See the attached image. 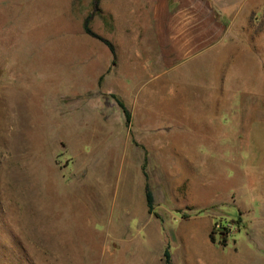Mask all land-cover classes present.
Segmentation results:
<instances>
[{
  "label": "rangeland",
  "instance_id": "obj_1",
  "mask_svg": "<svg viewBox=\"0 0 264 264\" xmlns=\"http://www.w3.org/2000/svg\"><path fill=\"white\" fill-rule=\"evenodd\" d=\"M149 2L0 0V264H264L261 27L182 57Z\"/></svg>",
  "mask_w": 264,
  "mask_h": 264
},
{
  "label": "crops",
  "instance_id": "obj_2",
  "mask_svg": "<svg viewBox=\"0 0 264 264\" xmlns=\"http://www.w3.org/2000/svg\"><path fill=\"white\" fill-rule=\"evenodd\" d=\"M149 3L154 13L148 36L165 43L174 42L178 56L187 57L192 50H199L202 42L221 40L226 34L223 30H230L231 26L256 25L258 30L261 27L258 33L264 35V0H150ZM190 133L180 134L183 158L189 167L200 160L197 150L200 132Z\"/></svg>",
  "mask_w": 264,
  "mask_h": 264
},
{
  "label": "trees",
  "instance_id": "obj_3",
  "mask_svg": "<svg viewBox=\"0 0 264 264\" xmlns=\"http://www.w3.org/2000/svg\"><path fill=\"white\" fill-rule=\"evenodd\" d=\"M90 19H91V16L88 15L85 19V22H84V30L86 33H88L89 35L93 36V37H96L100 40H102L110 49L111 53L113 54L114 56V59H113V63H115V60H116V50H115V46L114 44L109 41L108 39H105L103 38L102 36H99L98 34H96L90 27ZM117 97V96H116ZM117 101L118 103L120 104V106L123 108L124 110V113L126 115V118H127V122L129 123L131 121V113L130 111L127 109V107L125 106L124 102L119 99L117 97ZM147 160V158L145 157V161ZM144 173H145V176H146V202H147V206H148V210L149 212L153 213L154 212V202H155V198H154V194H153V191L150 187V184L148 182V175H147V172H145V164H144ZM212 240L215 241L214 237L211 236ZM164 260H165V264H174L173 261H172V254H171V251H170V248L169 246H167L165 248V251H164Z\"/></svg>",
  "mask_w": 264,
  "mask_h": 264
}]
</instances>
